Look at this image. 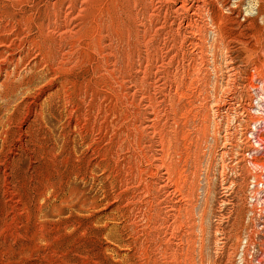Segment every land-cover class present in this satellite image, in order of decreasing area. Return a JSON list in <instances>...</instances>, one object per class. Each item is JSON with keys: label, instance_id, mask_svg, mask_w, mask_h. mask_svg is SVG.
<instances>
[{"label": "rangeland", "instance_id": "rangeland-1", "mask_svg": "<svg viewBox=\"0 0 264 264\" xmlns=\"http://www.w3.org/2000/svg\"><path fill=\"white\" fill-rule=\"evenodd\" d=\"M204 1L166 3L167 18L158 22L164 30L150 44L159 48L147 72L160 56L163 64L159 73L144 74V84H153L142 95L155 99L157 134L143 141L151 161L160 136L171 178L162 181L161 167L147 168L148 192L136 182L121 192L106 171L93 168L85 179L75 174L69 181L84 194V206L80 195L71 204L55 199L47 183L56 173H85L88 153L69 125L63 78L46 84V77L34 76L24 85L21 65L15 72L0 65V264H264V112L251 90L255 80L264 84V0ZM135 24L129 33L141 28ZM140 75L129 79V91ZM70 101L85 111L76 98ZM249 131L258 140L251 158L244 154ZM106 138L105 150L127 154L118 132ZM8 166L18 189L24 186L19 207L3 195ZM133 197L138 204L127 207Z\"/></svg>", "mask_w": 264, "mask_h": 264}, {"label": "bare ground", "instance_id": "bare-ground-1", "mask_svg": "<svg viewBox=\"0 0 264 264\" xmlns=\"http://www.w3.org/2000/svg\"><path fill=\"white\" fill-rule=\"evenodd\" d=\"M174 1L178 0H0V65L10 64L12 71L21 65L20 73L25 71L28 74V79L20 83L24 85L34 76L46 77V84L54 78L62 77L63 84L59 89L66 99L69 125L73 124V128L86 144L85 152L88 153L84 157L87 164L85 173L80 171V168L69 171L64 176L56 173L54 176L57 180L47 183L46 189L52 191L55 199L60 195L61 203L68 204L71 198L80 195L82 196L80 204L82 206L86 204L84 194L70 187L69 181L75 174L85 179L92 174L93 168L106 171L108 178L116 181L120 191L123 188L128 190L130 182H136L135 188L141 185L143 186L141 188L148 192L149 184L144 176L145 170L151 166L163 169L162 175L165 176L161 177L162 181L171 178L167 151L164 152L165 150L162 149L160 136L156 139L160 146L158 157L152 158L151 161L148 147L144 144L143 138L151 139L157 134L153 130L157 108H154L153 95L142 94L148 86L153 85L152 82L144 84L143 78H146L144 74L159 73L162 67L163 61L160 56L158 67L154 66L155 71L147 72L151 65H154L152 51L159 48L158 44L152 47L150 44L153 36L164 30V26H158V22L167 18L166 3ZM233 10L232 8L230 12ZM130 24L139 25L141 28L134 30L133 34L129 33ZM169 32L170 29L166 31V35L169 36ZM132 35H134V46L130 48L128 46ZM141 51L143 56L139 54ZM135 54L138 60L133 58ZM167 55L166 53L164 57L166 58ZM173 59L170 58L169 61L172 62ZM141 60L145 63L139 69ZM123 61L124 64L121 63ZM133 63L137 64L136 69L132 67ZM2 68L0 67V70ZM136 73H141L139 77L136 76L137 86L134 87L132 84L134 89L129 91L127 83ZM256 76L254 77L257 78ZM255 82L251 90L255 91L259 112H264L262 98L264 84L259 80ZM72 98L77 99L80 108L85 109L84 112L80 113L78 106H71ZM107 98L108 102L104 104L103 101ZM146 108L148 109L145 110ZM261 121H264V118H261ZM85 126L89 128V132L82 137L81 128ZM256 126L258 129L259 125ZM112 132H118L121 136L119 146L123 145L126 155L121 156L115 150L104 149L105 142L109 141L106 136L111 135ZM247 138L248 150L246 149L244 154L251 158L252 153L256 152L252 145L258 140L254 138L253 131H249ZM104 151L106 154L108 152L107 156L103 154ZM73 155L74 153L69 154L70 157ZM129 158L134 162H128ZM123 169L126 173L122 176ZM2 174L5 186L3 195L15 197L17 199L15 205L21 206L24 203L19 192L24 186L21 185L20 190L18 189V181H13L14 175L11 174L9 166ZM125 176H129V179L126 180ZM134 197L129 199L131 201L126 199L127 207L137 203ZM4 206L11 209L8 203Z\"/></svg>", "mask_w": 264, "mask_h": 264}]
</instances>
